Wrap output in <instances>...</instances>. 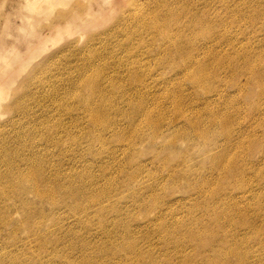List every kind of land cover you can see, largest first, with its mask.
<instances>
[{"label": "rangeland", "instance_id": "374dc122", "mask_svg": "<svg viewBox=\"0 0 264 264\" xmlns=\"http://www.w3.org/2000/svg\"><path fill=\"white\" fill-rule=\"evenodd\" d=\"M165 1L176 10L179 8L177 12H181L180 9L187 5V0ZM249 1H251L253 10L260 9L255 5L256 3L264 5V0ZM194 2L195 0H192L193 11L202 14V0ZM158 3L159 0H0V92L2 93L0 95V264H128V262H130L129 264H137V261L126 257V260L129 259L130 261L125 262L121 253L118 255L120 258L110 253L115 248L116 250L123 249L128 243L142 250L144 257H155L159 262L162 260L161 263L165 262L166 264V260L164 261L166 258L164 254L167 252L166 245L174 248L181 239V237L177 238L180 236V229L178 230L177 227L171 230L172 239L170 238L168 240L170 243L166 245L163 233L159 232L158 229H162L164 225L169 227V222L172 226L186 225L188 218H192V216L209 218L208 209L200 206L203 203L200 204L202 201L198 199V193L209 192L210 195L211 192L212 194L217 189V183H213L214 186H212L213 184L208 186L206 181L209 176L211 178L216 177L218 173L208 170L206 164H202L206 155L204 154L205 145H202L201 141L187 142L184 139H179L175 146H171L169 145L171 136L165 132L154 138V142L149 144L148 139L150 137L148 135L151 134V130L145 129L144 132L137 134L142 136L141 139L136 136L132 137V127L128 125L127 119L121 116L115 117L114 126L110 125L109 131L107 128L103 131L98 130V127L89 124V112L86 105L91 97L90 92L82 88L81 81L88 82L90 80L89 85L94 81L99 82V87L103 91L102 94L95 96V104H91L92 108L107 110L108 99L109 101L112 100L120 111H125L126 108L122 101H119L117 96L113 97L115 94L110 92L112 88L110 85L116 84L118 81L122 84L121 87L126 86L124 89H128L129 81L126 78V72L122 68H116V66L128 67L131 56L141 59L140 64L133 61L134 70L137 71L138 75H141L142 85L155 89L153 91L156 92V97L162 98V100L158 99L161 107L167 105L166 107L169 108L168 100L163 93L166 89H171L169 85L172 84V87L179 85L181 90L186 88L187 92L185 89L182 90L186 103H192L195 100L192 107L195 109L203 107L204 95L199 92L197 99L191 100L188 95L193 93L191 92L193 87H189L191 84L187 81L181 84L176 81L162 83L172 75L168 66L174 67L168 63V66L167 64L163 65L165 66L164 69H155L154 65H157L164 55L167 56L166 44L168 42L166 43L163 39V35L156 36L155 40L151 42L150 34L141 32L142 35L139 36L135 32V20L129 16L133 15L131 14L133 12L131 10L134 9L133 6L136 5V9L141 10L142 8L153 7V5L158 6ZM178 5L180 7L177 8ZM211 5L207 14L209 16L219 15L221 20L227 23L223 26L224 28L221 27L223 30L217 25L211 26L210 28H213L212 34L225 33L224 40L228 41L231 37L233 47H231V42L223 40L215 43V45L212 43L210 55L214 56L213 60L218 62V59L221 61L225 56L227 59L224 57L221 62L229 63L230 60L232 63L231 60H234L235 57L233 62L236 61L241 66L244 54L247 55L242 50V44H246L245 46L251 44L252 50L257 51L259 50L257 47L262 45L260 50H264L263 20L255 18L253 21L255 25L244 21L239 22V24L236 23L237 26L235 23V25H230L229 13L223 14L225 3L221 5L219 2H214ZM191 6L186 8H191ZM253 10H249L250 13ZM65 24H68L67 28ZM56 28L60 29L59 37H56ZM127 37H131V42L124 41ZM171 39L170 43L173 44L180 43L179 39L181 42L183 40L176 36ZM248 39L249 44H247ZM196 41L197 44L204 45L206 38L198 37L195 42L193 40L195 44ZM123 44L128 45L126 52L123 48L125 46H121ZM215 48H218V52ZM229 48H231L230 52ZM164 52L166 53L163 55ZM228 53L230 56H227ZM155 54L156 56H154ZM216 54L219 57L222 56L218 58ZM109 57L113 61L111 65L109 64L111 62ZM154 58L156 61L153 60ZM176 61L175 66H182L180 60ZM162 63L164 64V62ZM204 63L205 66H209L208 63L206 65V60ZM220 65V63L217 65L219 66L217 70L222 69L219 71L220 75L229 76L228 71L223 69L224 66ZM110 68H113V71ZM108 70L110 78L107 79ZM96 72H100V74L97 75ZM236 82L238 84L246 83L245 77L242 74L238 75ZM250 82V85L244 87L246 93L245 96L240 97L241 100L236 97L240 96V94L238 95L239 91L234 87L231 88L227 81L222 82V85L220 84L221 93H225V96L229 95L227 97L231 98L235 96L237 101H232L237 115L233 118L235 119L232 123L234 126H231V130L229 129L231 135L235 139L237 137L244 139L243 144L247 141L249 144L251 139L255 140L254 144L256 142L253 152L250 151L251 153L249 150L243 149L240 155H236L239 150L233 148L231 155L235 153L234 160L237 158L233 168L237 167L238 169L240 166L248 168L249 166L245 163L251 162L250 164L257 168L255 169L256 175L259 169L263 175L264 104L261 102H264V83L257 79H251ZM108 84L110 85L108 86ZM165 87L166 89H163ZM261 91L263 92L259 98L260 101L255 98H258L256 94ZM220 99H213L212 105L209 106L214 107L216 111L215 107H217ZM257 104H259L257 107L259 109L254 110L250 115L248 112L250 108L247 106L256 107ZM244 110L248 113L246 114ZM115 115L114 113L113 116ZM239 119H242L243 122ZM261 121L263 122L262 128H259L261 125L258 123ZM236 131H238L237 134ZM256 133L262 135L258 136ZM97 135L103 137L100 143L96 139ZM123 135H126V139L131 140V143H127L124 138L120 139L119 136ZM220 140L221 138L218 142L221 145L222 141ZM215 149L219 150L220 146ZM213 152L215 153V151ZM32 168V171L35 170L37 173L43 174V178L47 176L46 179L51 178L53 180L54 178L57 180L56 183L61 188H57L58 190L56 189L58 186L52 182L47 184V182L38 181L41 191L49 192L48 190H50L52 192L53 190V199L50 197L46 199L37 198L30 192L25 195H17L15 191H11L12 188L7 190V194H3L4 186L8 185L11 180L10 177H8L10 179L7 178L9 174L15 173L19 169L22 173L25 172L24 174L29 175L27 172H30ZM251 170L254 169L249 171ZM251 173H248L245 179H252L253 181L248 182L247 187L241 185L239 190L247 193L245 197L248 198L240 206L247 211L249 209L248 212L252 216V213L256 214L255 206L252 205L253 201H251L255 194L251 196L248 192L253 190L262 197L261 200L263 201L264 177L262 176L260 179L257 177L259 180L255 181L256 175L253 173L254 177ZM134 174H137V178H134L133 181L131 176ZM4 176L6 179L3 178ZM15 176L13 174V177ZM84 177H90V179L85 178L88 179L86 182ZM83 180L88 187L85 186L86 183ZM232 181L235 182V179ZM72 183L73 186L71 187ZM251 183L254 188L250 186ZM77 186L80 187V192L85 193L83 198L76 195ZM104 189H107L106 194L103 193ZM62 190H65V193ZM233 192L236 193L237 191L230 193ZM66 193L70 194L65 196ZM22 196L24 197L23 202L29 204L28 208L23 210L22 204L19 202ZM215 201L218 202V200H214V204H216ZM195 203L199 205L198 208L191 210L190 208ZM80 206L84 209H77ZM27 212L31 214L29 217L34 215L28 222L24 218V214ZM158 216L165 224L155 220L159 219ZM240 219L244 222L245 218L241 217ZM189 228L194 229V227L187 225L185 230ZM129 231L130 234H128ZM122 235H125V238ZM208 239L207 242L213 240L210 236ZM182 244H184L183 252L179 251L172 255L173 258L170 257L172 259H169L168 264L177 263V259L179 260L181 256L186 257L188 255L198 263L203 260L204 254L209 252L206 249L196 250V248L202 247L197 239ZM194 250L197 252L193 253ZM177 254H180V257ZM127 256L129 257V255Z\"/></svg>", "mask_w": 264, "mask_h": 264}, {"label": "bare ground", "instance_id": "6f19581e", "mask_svg": "<svg viewBox=\"0 0 264 264\" xmlns=\"http://www.w3.org/2000/svg\"><path fill=\"white\" fill-rule=\"evenodd\" d=\"M195 2H196V0H195ZM202 2H203L202 8H201L202 14H197L196 11H193L192 6H191L193 4L192 0H187V2H186L187 5L184 7L185 9L184 8L180 9L181 12H177V10L179 9L178 7H180L179 5L177 6L178 9L176 10L174 7L169 5V3L167 1L159 0L158 6L155 5L157 7H155L153 5L154 8L149 7V8H142L140 10V9H136V5H134L133 6L134 9H132L131 11H133L135 13L130 11L131 14H133V15H129V16H131L132 19L135 20L134 22H135L136 26L135 25L134 26L136 27L135 32L137 33V35L139 34V36H141L142 35L141 32H145L147 34H150L151 42L153 40H155L156 36L159 37V36L163 35V39L166 41V43L168 42L167 44H169V45L166 44L167 47L165 46L167 56L164 55L166 53V52H164L163 53L164 58L162 57V60L158 61L157 65H154L155 69H157V70L158 69H164L165 66H163V65L167 64V66H168V63L172 64L174 66V67L168 66L172 75L167 77V79L165 78L166 80L163 81L162 83L166 84L168 82L176 81L178 84H181L182 82L187 81V83L191 84V86H189V87H193L192 88L193 90L189 89L193 93L189 92L190 95H188V96H190L191 100L197 99L199 92H201L204 95L203 107H201V109H198V108L195 109L194 107H192V106H194L193 102H195V100L192 103H186L185 102L186 100L184 101V96H183L184 94L182 93V90L184 91V89L186 90V88L183 87L184 89L181 90L180 89L181 87H179V85H177L176 87L175 86L172 87L173 84L169 85L171 87V89L170 88L166 89V87L163 88V89H166V91L164 90L165 93H163V94L166 95L165 97H166V100H168V105H169L168 107L169 108H167L166 107L167 105L165 106L164 103L163 104L165 107H163V106L161 107V105L159 104L160 102L158 101L159 98L156 97V92L153 91L155 89H153V88L151 89L150 87H148L146 85L145 86L142 85L141 75H138V73H136L137 71L134 70V63L140 64L141 59L138 58V56H137L138 59L131 56L132 58H131V61H130L128 67H126V66L123 67L124 65L117 67L115 65L116 68H120V69L122 68L126 72V76H127L126 78L129 81L128 89H124L126 86L124 88L121 87L122 84L118 81L116 84L114 82H112V83H114L113 85L108 84V86L110 85L112 87L110 92L115 94L113 97L117 96L119 98V101H122V103L125 105V108H126L125 111H120L116 107V105L113 104V101L112 100L109 101L108 99H107V110L106 109L100 110V109L92 108L91 104H95V102H94L95 96L102 94L103 91L99 87V82L94 81V82H92V84L89 85L90 80L88 82H82L81 81L82 88L87 89L90 92L89 94L91 97L89 103H87V105H86V109H88V112H89V122H90L89 124H91L95 127H98V130L100 129L103 131L104 129L106 130V128H107V131H109L108 130L109 126L110 125L114 126L113 121H116L115 117L121 116V117L126 118L128 121V125L130 127H132V133H131L132 137L136 136L137 138L141 139L142 136H138L137 134L144 132L145 129H150L151 134L148 135V137H150L148 139L149 144H152L154 142V138L161 136L162 133L168 132L169 135L171 136L169 139V145H171V146H175L179 139H184L187 142H189V141H201L202 145H205V153L204 154L206 155V157H205V161L202 164L203 165L206 164L208 170L217 171V173H218V175L216 173H214L215 175H217L216 177H214L213 176L214 174L212 173L213 177L211 178L209 176L210 180L207 179V181H206L208 186L212 185L213 183L214 184L217 183V189L215 187L216 190L214 189L215 191L213 190L214 192L212 194L210 192V195H209V192H199L198 193L199 194L198 199L200 201H202V202H200V204L203 203L200 206L206 208V210L208 209L209 218L204 219V218H202V216L201 217L198 216L199 218L197 216L196 217L192 216V218H188V222L186 225L182 223L183 224L182 226H176V225L172 226L171 222H169V227H167L168 225H164V226H162L163 230L161 228L158 229L159 232L163 233L162 235L164 236V240H166L165 245L170 243V241H168V240L172 237V235L170 233V232H172L171 230L173 228L176 229L177 227H178L177 228L178 230L180 229V231H179L180 236L177 237L175 235L178 239L181 237L180 241L178 240L179 242H177L178 245L176 244L174 246V244L172 243L174 248L166 245L167 246V248H166L167 254L166 253L164 254V256L166 257L164 259V261L166 260V264H168L170 262V260L173 258L172 255H175L179 251L183 252V248H184L183 247L184 244H182L183 242L195 240V239L199 240L200 244H202L201 245L202 247L196 248L197 251H200L203 249H206L207 251H209V252H206L204 254L205 256H204L203 260L196 263L194 260L191 259L190 255H188L186 257L185 256L180 257L179 256L180 254L179 255L177 254L180 258H179V260L177 259V261H178L177 263H174L175 262V260H174V262H173L174 264H264V237H263L264 233H262V232H264V230H261L264 228V203H263L264 200L262 201L261 200L262 197H260L258 193H255L252 190V191H249L248 193H250L249 195H251V196L255 194V197L253 200H251V199H249V200L253 201L252 205L255 206L256 214L252 213V216H251V213L248 212V211H250L249 209L247 211V209L240 206L241 203L244 204V200H247L248 198L246 199V197H245L247 193L241 192L242 190H239V187L241 188V185L243 187H245V186L247 187L248 182H251L252 179L251 180L249 179L250 181L248 179L246 180L245 179L246 176L248 175V173L250 174L251 172H252L251 174L253 175V173H255V171H256L255 169H257V168H255L256 166L253 167V165L250 164L251 162L245 163L246 165L249 166L248 168H246L245 166H240L238 169H237V167L233 168V165L235 164V161L237 158L234 160V157H236L235 153H234V155L233 154L231 155L233 148L236 150L237 149L239 150V151H237L236 155L237 154L240 155V153H241V151H243V149H245V150L247 149V150H249V152L250 151L253 152V149L255 147L256 142L254 144L255 140L251 139L250 140L251 142L249 141L250 142L249 144L247 143L248 141L245 142V143H247V145L244 146V144H245V143L243 144L244 139L243 140L238 139V137L235 139V137H233L231 135V131H230L231 126L232 127L234 126V125H232V123H234V120H235L233 118H235L237 115V111L234 108L232 101H234V100L236 101V97L240 98L241 96L243 97V95L245 96L246 92L244 91V89H246V88H244V87L251 84V82H250L251 79H257L261 83H264V65H262V63H264V50L263 51L260 50L262 45L257 47V49H259L257 51V50H252L251 44H250V46L249 45L245 46L246 44H244V45L242 44L243 45V46L241 45V47L243 48L242 50H244V52H246L247 55H245L243 53L244 57L243 58L240 57V58H242L241 66H239L236 61L233 62L235 60V57H234V60H231L232 63H230V60H229V63L226 61H224L226 63L221 62L222 60H224L225 56H223V59L221 61H219L220 59H218V62H217V60H213L214 56L210 55V53L212 51L210 45H212V43L215 45V43H217V42L219 43L222 40L226 41V39L224 40V38H223L225 33H223V34L213 33L212 34L213 28L211 29L210 27L217 25L218 27L221 28V27L227 25V23H225V21H222L221 20L222 18L219 17V15L215 14V15L209 16L207 14L209 11L208 8H211L210 5L214 4V2H216V3L219 2V3H221V5H223V3H225L224 9L226 12L224 11L223 14L225 15V13H229L228 19H229L230 25H232V24L235 25L236 23L239 24V22H241V21L247 22L251 25L252 24L255 25L253 23L255 18L261 19L264 21V5H262L261 3H256L255 5L260 7V9L253 10L251 8V1H249V0H239L236 2H235V0H202ZM202 2H200V3L202 4ZM200 3H198V4H200ZM187 6H189V7L191 6V8H186ZM211 6H213V5H211ZM201 9H200V11H201ZM249 10H253V12L250 13ZM219 12H221V11H219ZM222 17H224V16H222ZM244 22H242V23H244ZM238 24H236L235 26H237ZM65 27L67 28L68 24H65ZM58 28H56V37H59V30L60 29H58ZM66 28H64V29H66ZM218 31H220L219 28H218ZM174 36H176L178 38H182L183 43L181 42V39H179L180 43L179 42L177 44L170 43L172 40L171 38ZM198 37L199 38L201 37L203 39L206 38V41H205L206 45L205 44L199 45V44H197V41L195 44L194 42H195V40H197ZM229 38L231 39V37H229ZM235 38L237 39L236 36H235ZM230 39H228V41H226V42H231ZM193 40H194V42H193ZM124 41L125 42L126 41L131 42V37H127ZM184 41H185V43H184ZM248 42H249V39L247 41V44H249ZM241 43H239V44H241ZM236 45H238V44H236ZM121 46L122 47L125 46L123 48L126 52L128 45L123 44ZM231 47H232V42H231ZM234 48H235V46H234ZM238 49L240 50V48H238ZM230 50H231V48H229V52H230ZM219 51H220V49H219ZM157 52H156V54H157ZM213 52H214V50H213ZM217 52H218V50H217ZM240 52H241V50H240ZM156 54L154 56H156ZM237 54H238V51H237ZM111 56H112V54H111ZM217 56H216V58H217ZM227 56H230L229 53ZM241 56H243V55H241ZM98 57H99V55H98ZM220 57L218 56V58H220ZM231 57H233V56H231ZM156 58H158V57H156ZM156 58H154L153 60L156 61ZM110 59H111V62L109 64L111 65V64H113V61H112V58L109 57V60ZM107 60H108V57H107ZM176 60H180L182 62V66H180V65L175 66V62H177ZM205 60H206V65L208 63L209 66H205V63H204ZM238 60H241V59H238ZM133 61H134V63H133ZM162 62H164V64ZM183 62H184V65H183ZM219 63L222 66H224L223 67V69L225 68L224 70L228 71L229 76L224 77L223 75H220L219 71L222 69L218 68L219 70H217V67H219L217 65H219ZM110 69H112V71H113V68H110ZM97 72H96L97 75L100 74V72L99 73H97ZM224 73H225V71H224ZM109 74L110 73L108 70L107 71V79L110 78ZM226 74H227V72H226ZM241 74L245 77V80H246V83L244 82V84H238L236 82L237 76L238 75L240 76ZM97 75H95V76H97ZM154 79H156V78L154 77ZM91 81H93V80H91ZM224 81H227L228 84L231 86V88L234 87L237 91H239L238 95L240 94V96H236V97L233 96L232 97L233 99H232L231 97H227L229 95L225 96L224 95L225 93L222 94L221 93V91H222L221 85H222V82H224ZM154 82H155V80H154ZM159 82H161V81H159ZM109 83H110V81H109ZM183 84L185 85V83H183ZM181 86H183V85H181ZM161 87H163V86H161ZM144 89H145V91H144ZM163 89H160V90L162 91ZM0 91H1V89H0ZM156 91H157V89H156ZM263 91L256 94L258 98H255V99L261 98L260 96H262ZM186 92H187V90H186ZM1 94L2 93L0 92V95ZM107 94H109V93L107 92ZM222 97H224V98H222ZM217 98H218V100H219V98H221V99H220V101H218V105L215 104V105H217V107H215L217 110L215 111L214 107H211L209 105L212 103L213 99L216 100ZM160 99L162 100V98H160ZM240 100H241V98H240ZM259 100H256V101H259ZM196 101H198V100H196ZM115 102H117V101H115ZM261 104H264V102L262 101ZM97 105L100 106V104H97ZM215 105H213V106H215ZM258 105L259 104H257L256 107H253V106L251 107L250 105L247 106L250 108L249 111L247 110L250 113V115H251V113L254 112V110L257 111L259 109V108L257 109ZM247 107L245 106L244 108H247ZM121 109H124V108H121ZM242 110H243V108H242ZM245 110H244V112H245ZM114 113L116 114L115 116H113ZM256 113H259V112H256ZM263 114H262V116H263ZM258 117H259V115H258ZM250 119H251V117H250ZM239 120L242 121V119H239ZM262 121L260 123H258L259 125H261V127H259V128H262V124L264 122V121L263 122ZM244 126H245V124H244ZM90 127L92 128V126H90ZM257 129H258V127H257ZM89 130H90V128H89ZM245 130H246V128H245ZM258 130H260V129H258ZM251 131H249V132H251ZM255 131H257V130L255 129ZM255 131H253V132H255ZM237 132L238 131H236V134H237ZM240 133L242 134V131ZM252 135H254V134H252ZM119 137H120V139L124 138V140H126L127 143H131V140L129 141L126 139V135L119 136ZM219 138H221L220 141H222L221 145L218 142ZM96 139L100 143L101 140L103 139V137H101L100 135H97ZM247 140H248V138H247ZM217 146H218V148L220 146L219 150L215 149ZM262 146H264V145H262ZM261 150H262V148H261ZM213 151H215V153ZM262 151L264 152V147H263ZM263 152H262V154H263ZM242 153L244 154V152H242ZM247 153H248V151H247ZM237 157H239V156H237ZM246 161H248V160H246ZM35 165H38V164H35ZM19 169H20V167H19ZM19 169H17L15 171V173L11 172L12 174H9L8 176L6 175L7 178L10 177L11 180L10 181L8 180L10 178L7 179V181H9V184L4 186V193L3 194H7L6 193V192H8L7 190H10L12 188L11 191H13V192L15 191V193H17V195H21V194L25 195L27 192H30V193H33L34 196L37 198L46 199L47 197L48 198L50 197L53 199V196H52L53 190H52V192H50V190H48L49 192L41 191L39 189L40 185H38V181L42 182V183L47 182V184L52 182L53 184H56V186H58V184L56 183L57 182L56 179L53 178V180H52L51 178H48L49 179L48 180V179H46L47 176L45 178H43L44 175L37 173L35 170L32 171L33 168L30 170V172L29 171L27 172V173H29L30 176L27 174H24L25 172L22 173ZM250 169H254V170L249 171ZM21 170H22V168H21ZM24 170H27V169H24ZM259 170H261V169H259ZM259 170L257 171V175H256V173H255V175H256V178L258 177L260 179V178H262V176L264 177V174L261 175V172ZM262 172H263V169H262ZM31 173H33L32 176H31ZM13 174H15L16 176L13 177ZM255 175H253V176L255 177ZM6 176H4L3 178L6 179ZM131 177H132V180L134 181L137 178V174H134ZM85 178L90 179V177H84V179ZM258 178L257 179L254 178V180L255 181L259 180ZM88 179H85V181ZM233 179H235V182L232 181ZM129 181H130V179H129ZM28 182H29V184H28ZM255 183H257V182H255ZM74 184H75V182H74ZM214 184L212 186H214ZM44 185H46V184H44ZM50 185H48V186L50 187ZM80 185L81 184H79V186ZM59 186L56 187V189L59 188ZM72 186H73V183L71 184V187ZM85 186L88 187L87 183L85 184ZM89 186H91V185H89ZM250 186H252V183ZM257 186H258V184H257ZM261 186H262V184H261ZM51 187H52V185H51ZM80 187H78V192L76 195L83 198L85 193L83 194L82 192L79 191ZM252 187L254 188V186H252ZM255 187H256V185H255ZM81 188L83 189V187H81ZM89 188H91V187H89ZM261 188H263V187H261ZM59 189H61V188H59ZM87 190H89V189H87ZM232 191H237V192L236 193H234V192L230 193ZM238 191H239V193H238ZM256 191H258V190H256ZM63 192L65 193V190ZM103 193L106 194L107 189L106 190L104 189ZM206 193H208V195H206ZM67 194L69 195L70 193H66L65 196H68ZM91 197H93V195H91ZM91 197H90V200L92 199ZM94 198H96V197H94ZM214 200H218V202L215 201L216 204H214ZM23 201H24V197L22 196L19 199V202L22 204V210L27 209L28 208L27 206H29V204H26ZM241 201H243V202H241ZM219 202H220V205H219ZM248 202L251 203L250 201H248ZM248 202H246V203H248ZM203 205H205V206H203ZM198 206L199 205L197 203H195L194 206L191 207L190 209L194 210V209L198 208ZM146 207H149V206H146ZM77 209H84V208H81V206H80V207H77ZM146 209H148V208H146ZM141 210H140V212H141ZM28 212H27V214L26 213L24 214V218H25L26 222L31 221L30 218L34 217V215L32 217H29V215H31V214ZM144 212H145V210H144ZM187 212H188V210H187ZM262 213H263V215H262ZM202 215H204V214H202ZM241 217L245 218L244 222L240 219ZM158 218L159 219H155V220H158L157 222H161L162 224H165V223H163L164 221L162 219H160L159 216H158ZM171 218H172V216H171ZM185 221H187V220H185ZM170 225L172 226L171 228H170ZM187 225H188V227H194V229L189 228V229L185 230ZM181 227H183V228H181ZM169 228H170V230H169ZM245 229H246V231H243ZM153 231H154V229H153ZM110 234L112 235V233H110ZM128 234H130V231ZM162 235H160V236H162ZM209 236L211 238H213V240H211L210 242L209 241L207 242L206 240H209L208 239ZM123 237L125 238V235ZM106 242H104V243H106ZM171 242H173V241H171ZM120 246H121V243H120ZM196 250H194L193 253L197 252ZM110 253H111V255H115V256L116 255L118 256L121 253V255L124 256L125 262H127L129 260V259L126 260V258H131V260L137 261L138 262L137 264H139V263L140 264H165V262L161 263L162 260L159 262L158 259L155 257H149V256H148L149 258L144 257V253L142 252V250L137 249L136 246H132L129 243L126 244L123 247V249L116 250V248H115ZM127 255H129V257ZM181 255H182V253H181ZM170 257H172V258H170ZM118 258H120V257L118 256ZM121 258H123V257H121ZM115 262H116V260H115ZM121 263H123V262H121ZM129 263L130 262H128V264ZM94 264H96V263H94Z\"/></svg>", "mask_w": 264, "mask_h": 264}]
</instances>
